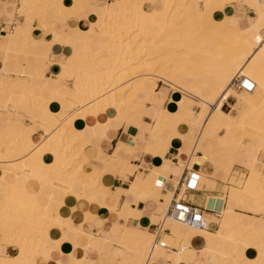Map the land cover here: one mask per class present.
<instances>
[{
  "label": "bare ground",
  "instance_id": "6f19581e",
  "mask_svg": "<svg viewBox=\"0 0 264 264\" xmlns=\"http://www.w3.org/2000/svg\"><path fill=\"white\" fill-rule=\"evenodd\" d=\"M30 2L28 8H20L24 20L15 21L22 29L19 39L26 35V43L40 42V45L43 40L33 37L34 31H40L50 36L49 45L57 39L65 44L68 38L73 52L67 62H57L60 72L50 78L42 73L13 71L6 65L0 70V117L10 119L6 128H0V186L9 189V194L0 195V245L17 249L13 256L0 255V264H41L48 260V255H42L44 250L49 254L67 242V230L83 233L89 239L95 236L84 233L80 224L79 228H74L66 214L48 205L41 206L38 201L43 188L75 198H80L78 193L84 192L90 195L87 201L91 203V210L94 208L97 194L103 189L99 182L104 169L96 166L92 171L84 169L88 162L84 148L88 141L80 126L88 118L96 119L97 124L107 129L116 118L128 126V131L136 119L146 116L147 104L153 106L156 100L163 104L168 92L179 93L174 111L156 106L154 125L146 132L149 136L146 149L161 159V165L151 168L147 174H139L129 184L128 192L133 194L140 192L158 198V186L164 185L168 177L171 160L167 151L171 146L179 150V167L182 168L184 162L189 168L195 163L211 161L216 171H222L225 182L232 166H239L235 160L242 153L246 134L254 150L250 165L260 161L264 155V4L258 0H242V11L231 14L226 7L233 0H115L112 9L103 5V11L92 16L88 29L84 32L75 29L76 34L70 38L64 32L69 29L66 25L58 31V19L80 18L86 0ZM49 17L53 20L49 21ZM33 19H39L35 28ZM79 34L84 38L80 40ZM11 38V30H7L0 42L9 46ZM160 40H164L163 45ZM103 44L108 45L107 51ZM7 48L3 54H9ZM41 52L38 47L24 55L43 72L49 64V52L44 59L40 57ZM236 76L250 79L254 83L253 91L233 90L230 83ZM60 78L64 81L62 85ZM159 82L163 84L160 89ZM229 96L244 105L236 119L220 110ZM8 104L13 106V112L6 109ZM22 106L28 108L26 114L21 113ZM24 120L28 125H24ZM171 122L180 124L188 132H196L197 136L183 142V147L174 145ZM126 137L128 139V135L125 139L122 137L117 148L137 153L122 143ZM198 152L204 156L197 157ZM263 168L262 163L257 172L246 168L243 173H234L229 178L233 184L229 185L230 190L233 188L238 194L248 196L253 204L264 205ZM206 179L200 175V184ZM173 182L175 186L177 180ZM209 187L207 189L212 186ZM33 188L34 192L29 190ZM171 197L172 192L168 191L157 212L163 228L169 231V235L162 236L166 246L180 242L174 258L168 257V249L158 247L152 248L147 258L145 252L152 247L153 234L151 240V234L137 225L123 227L115 237L104 233L99 236L101 242L120 245L124 254L138 256L143 263L145 260L144 264H154L160 259L179 264L181 251L188 248L194 238L203 240L204 249L209 253H218L219 264L225 260L241 264L246 256L222 249L215 251L211 247L212 238L243 250H254L251 264H261L264 260V252L258 249L264 245V230H253L252 238L248 239L249 224L256 220L245 222L241 214L233 213L230 193L226 198L207 197L206 207L215 212L203 213V219L205 228L213 227L214 233L185 226L166 216ZM52 198L47 196L49 203ZM225 202L226 207L222 206ZM239 203V210L252 212ZM131 212L134 211L123 205L117 214L128 218ZM90 217L86 214V220ZM224 228L226 232L222 231ZM55 231L61 235L51 240ZM88 248L86 245L82 249L84 254ZM84 261L85 255L83 259L70 257L68 264H84Z\"/></svg>",
  "mask_w": 264,
  "mask_h": 264
},
{
  "label": "crops",
  "instance_id": "0c3cea01",
  "mask_svg": "<svg viewBox=\"0 0 264 264\" xmlns=\"http://www.w3.org/2000/svg\"><path fill=\"white\" fill-rule=\"evenodd\" d=\"M114 3L115 0H86V6L84 7L82 13L83 15H81L80 18L58 19V31L60 32L61 28L66 25L69 29H64V32H66L68 37L72 38L76 34L75 29H77L78 32H84L89 27V21L90 24H92L91 20H93L92 16L94 14L101 13L104 9V6L112 9ZM30 4V0H0V36H4L7 30H11L12 32V38L9 39V46H6V43L4 41L0 42V70L6 65L8 69L13 71L21 70L25 73H42L44 77L50 78L51 76H54L60 72V68L57 62H67L69 56L72 54L73 48L71 46V40L67 38L65 39V44H62L61 39H57L56 42L49 45L48 40H50V36L47 33L40 31L33 32V37L35 39L40 38L41 40H43V43L40 45L38 44L40 42H38L37 44L26 43L24 41L27 38L26 35H23L22 39H19L22 33V29L20 28V25L15 21L21 22V20H24V15L20 13V8H28ZM241 5L242 0H240V2L236 3L235 5L230 4V8L226 7V11L231 14L240 12L243 9V5ZM7 15L12 16L11 18H8ZM20 17H22L23 19H21ZM10 19L11 23H9ZM48 20L52 21L53 19L52 17H49ZM36 25L37 21L33 20L32 27L35 28ZM92 30L96 31L95 27L92 26ZM83 38L84 35L79 34V39L81 40ZM6 47H8L7 50L9 51V54H3V51L4 49H6ZM19 47L21 49H19ZM38 47L42 51L40 55L42 59L47 58L46 56L49 52L48 60L50 65L48 64L43 72H41L40 66L35 65L34 67L32 65V60L30 57L24 55L27 53V51L37 50ZM59 83L62 85L64 81L60 78ZM161 86L162 83L158 85V88H161ZM178 99L179 93L170 91L165 95L163 104L158 102L157 100L154 102L153 106L147 104L145 109L146 116L142 117L139 120L136 119L135 123L128 129V131L126 130V127L128 126H126L123 121L116 118L111 120L110 128L108 129L101 124H97L96 119L94 118H88L85 121V124L80 126V130L83 132L88 141L84 148V155L86 157L88 156V162L85 164L84 169H87L86 171H92L96 167L100 168V170L104 169L102 170L104 171V173L102 174L99 182L103 189L99 190V193L97 194L94 208L91 210V203L87 201L90 198V195L84 192L78 193L80 194V198H75L74 195L64 196L61 195V193L57 190L43 188L38 201L41 206L48 205L52 209L59 210L60 213L63 212V215L66 214L74 228H79V226L81 225L80 229L84 233L95 236L92 239H89L87 235L83 233L79 234L72 229L67 230L65 232L67 242L62 244L59 250H53L49 254L46 250H44L42 255H48V260H46L47 262L44 260L43 262H41V264H56L57 261L58 264H68L70 262V257L74 259H83L84 255V264H119L120 261H122L124 264H143L140 257L132 256L127 253L124 254L123 249L120 245L116 243L114 244L113 242L103 244L99 236H102L105 233L109 234L112 237H115L120 234L123 227H136V225L152 234L154 224L158 223V221L160 220V214L157 211L161 208V205H163L164 201L166 200L167 192H171L170 186L173 185V180L178 179L182 169L178 166V148L175 146H171L167 151V155L169 156L171 162L169 164V170L167 171L168 177L165 181L166 190L165 194L162 197L163 200L159 199L160 193L161 195L163 193L161 192V187L163 185L158 186V188L160 189L158 198H156L155 196L150 197L140 192L133 194L128 192V188L129 184L134 181L139 174H147L151 168L161 165V159L148 153L146 149L147 139L149 138L146 132L154 125L153 120H155L157 117L156 106H162L169 111H174V102ZM27 109V107L22 106L20 108V111L22 114H26L28 112ZM220 110H222V106ZM224 113L229 115L226 112ZM9 122L10 119L8 118V116L0 117V128H6L9 125ZM24 122H26V120H24ZM24 125L28 124L24 123ZM170 126L174 132L172 136V142L174 145L179 144L180 146H184L186 140L197 136L196 132L186 131L178 123L171 122ZM37 133L41 136L43 135L41 131H38ZM127 135L128 139L126 137V140H124L125 136ZM122 137H124L122 143L126 145V147L128 146V148L130 149H135L137 153L130 152L125 148H117V146L119 147L120 145V140L122 139ZM246 139L247 140L243 142V147L241 149L242 153H240L235 160V163L237 162L239 166L234 165L232 167L230 176L227 178L226 182H221L220 180L216 179L214 182V189H205V186H201L198 192L188 194L186 196V199L190 203L203 209V213L213 214L215 212V209L206 207L207 197L224 196L226 192H224L223 189L224 187L230 185L229 178L232 177V173H243L246 168H251L253 172H257L261 169V161L250 165L249 160L253 155L254 150L251 147V140H249L248 138ZM196 156L201 158L204 156V153L198 152ZM206 162L207 161H205L203 164H193V169H196V167L198 166L199 172L210 173L211 165L209 164V161L208 163ZM210 163L213 164V162L211 161ZM99 172L101 173V171ZM175 173L178 174L176 175ZM201 175L206 178H211L214 176V178H221L222 180L224 179V174L222 173V171H216L214 164L211 176H207L205 174ZM29 190L34 192L35 188ZM107 192L109 194H106ZM229 193L232 196V203L230 204V206L233 213L238 215L241 214L245 222H248V220L252 218L256 220L250 222L249 224L251 228L250 231L247 232V237L248 239H251L253 230L259 228H262L264 230V205L251 203L248 196H242L238 194L237 191L233 188L229 191ZM7 194H9V189L4 186H0V195L5 196ZM48 195L53 196L52 203H49L47 199ZM237 201L240 202L238 203L241 205V207L251 208L253 213L247 212L245 210H239V208H237ZM123 205H127L131 210L134 211L127 215L128 218L124 217L123 215L117 214L121 210ZM222 206L226 207L227 203H222ZM110 209L113 210L111 211ZM136 213H138V215ZM86 214H89L91 216L89 220H86ZM203 231L214 233L215 229L213 227L207 226ZM222 231L226 232L227 230L224 228V230ZM165 234L169 235V233H164L163 236ZM60 235V232L55 231L50 239L56 240L60 237ZM179 243V241H174L172 245L168 246L169 251H167L166 253L170 259L175 257L176 252L173 251V249H176ZM86 245H89L90 249L88 248L84 254L82 249ZM204 245L205 243L203 240H201L200 238H194L190 242V246L181 251L179 255L181 262L179 264H219L218 253H209L204 249ZM211 247L215 251H218V249H222L225 251L234 252L237 256H242L244 254L246 257L241 260V264H251L250 258H253V256L255 255V251L252 249L243 250L241 248H237L235 245L227 244L225 242L223 243L218 238L211 239ZM258 249H260L259 251L264 252V245H260ZM16 253L17 249L15 247L0 245V255L13 256ZM167 261L169 260L160 259L157 261V263L154 264H172L166 263ZM222 264H232V262L230 260H225L224 262H222ZM261 264H264V260L261 261Z\"/></svg>",
  "mask_w": 264,
  "mask_h": 264
},
{
  "label": "built area",
  "instance_id": "2783aa9c",
  "mask_svg": "<svg viewBox=\"0 0 264 264\" xmlns=\"http://www.w3.org/2000/svg\"><path fill=\"white\" fill-rule=\"evenodd\" d=\"M264 4V0H258ZM11 29V28H10ZM1 31V29H0ZM233 90L238 92L250 93L254 89V83L243 76H236L230 83ZM228 101V99H227ZM227 101L222 105V108H228ZM172 197L166 206L165 215L171 218L174 222L183 224L188 227L196 229H204L205 221L203 219V209L190 203L186 196L188 194L196 193L200 190V175L198 166L193 169V164L188 168L187 163L182 165L181 173L177 179L175 186H170ZM166 190V183L161 188V192ZM164 233H169L163 228V221L159 220L153 227V240L150 249L147 252V258L150 256L152 248L158 247L161 249H168L162 236ZM173 251H176L173 249ZM152 264V263H149Z\"/></svg>",
  "mask_w": 264,
  "mask_h": 264
},
{
  "label": "rangeland",
  "instance_id": "374dc122",
  "mask_svg": "<svg viewBox=\"0 0 264 264\" xmlns=\"http://www.w3.org/2000/svg\"><path fill=\"white\" fill-rule=\"evenodd\" d=\"M238 2H240V0H233V3H232V5H235L236 3H238ZM242 6V5H241ZM196 7H200V4H196ZM228 8H230V5L229 6H227ZM237 8V7H236ZM16 13V12H15ZM248 15L249 16H252V13H248ZM21 19H23L22 17H20ZM34 20V19H33ZM36 21H37V25H38V23H39V19H35ZM18 22V21H17ZM21 22H22V20H21ZM33 22V21H32ZM14 23V22H13ZM3 38V36H1V38H0V40ZM160 41H162V40H160ZM163 43H164V40L162 41V43L160 42V45H163ZM107 47H108V45L107 44H103V48L105 49V50H107ZM181 48V47H180ZM164 50V49H163ZM182 52H184L183 50H182ZM181 57V56H180ZM13 77H15V76H13ZM69 85H70V83H68ZM158 85H160V82L158 83ZM163 85V84H162ZM229 98V99H228ZM227 99H228V101H227V103H228V108H222V110L224 111V112H226V113H228L229 115H231V116H236V117H238L239 116V113L242 111V109L244 108V105L239 101V100H237L236 98H234L233 96H229ZM231 98V99H230ZM234 108V109H233ZM8 111H11V112H13L14 110V108H13V106L12 105H10V104H8L7 105V108H6ZM194 111H195V109H193ZM237 111H238V114H237ZM237 114V115H236ZM25 124L26 123H28L27 121L26 122H24ZM246 137L248 138L249 136H248V134H246ZM247 139L245 138L243 141H246ZM260 161L264 164V155L261 157V159H260ZM206 164V163H205ZM209 164L211 165V171H210V173H207V172H200V175L201 174H205V175H207V176H211V174H212V172H213V164H211L210 162H209ZM234 166V165H233ZM232 166V167H233ZM232 169V168H231ZM263 171V173H264V168L262 169ZM230 172H231V170H230ZM210 174V175H209ZM233 175H234V173H233ZM229 176H230V173H229ZM228 176V177H229ZM216 179H218V180H220L221 182H225V180H222L221 178H207L206 179V181L204 182V184L202 183V184H200V186H205L206 185V187H205V189L207 188V187H209L210 189H213L214 188V182H215V180ZM209 180V181H208ZM229 182V181H228ZM209 183H211V184H209ZM213 183V184H212ZM230 185H233L232 183H230ZM228 187V188H227ZM227 187H224V192H226V194L224 195V196H220V197H225L226 198V195L229 193V191H230V186H227ZM165 193H162V195H161V193H160V197H159V199H162L163 200V195H164ZM130 216V215H129ZM151 240H152V234H151ZM175 245H177V244H175ZM150 249V248H149ZM148 249V250H149ZM148 250L145 252V254H147V252H148ZM167 251H169V250H167ZM144 263H145V260H144ZM143 263V264H144Z\"/></svg>",
  "mask_w": 264,
  "mask_h": 264
},
{
  "label": "trees",
  "instance_id": "16d2710c",
  "mask_svg": "<svg viewBox=\"0 0 264 264\" xmlns=\"http://www.w3.org/2000/svg\"><path fill=\"white\" fill-rule=\"evenodd\" d=\"M223 113H224V111L223 110H221ZM227 115V114H226ZM230 118H232V119H236L237 117L236 116H231V115H228Z\"/></svg>",
  "mask_w": 264,
  "mask_h": 264
}]
</instances>
